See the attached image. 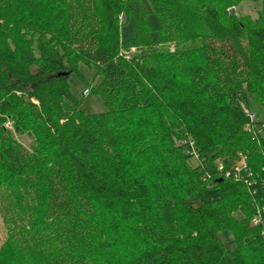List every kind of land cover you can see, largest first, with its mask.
Masks as SVG:
<instances>
[{
	"label": "trees",
	"instance_id": "1",
	"mask_svg": "<svg viewBox=\"0 0 264 264\" xmlns=\"http://www.w3.org/2000/svg\"><path fill=\"white\" fill-rule=\"evenodd\" d=\"M241 1L149 0L154 39L142 0H0V264H264V121L242 106L264 114V0L254 21ZM81 63L106 111L82 109Z\"/></svg>",
	"mask_w": 264,
	"mask_h": 264
},
{
	"label": "rangeland",
	"instance_id": "2",
	"mask_svg": "<svg viewBox=\"0 0 264 264\" xmlns=\"http://www.w3.org/2000/svg\"><path fill=\"white\" fill-rule=\"evenodd\" d=\"M145 9L148 12L147 18L151 24L152 31L151 36L154 39L159 38V27H160V19L156 13H154L153 8L149 0H142ZM262 4L260 1H251V0H242L239 2L234 8L235 13L242 19H250V20H256L259 15V11L261 10ZM121 37L123 39H129L132 38L136 33V27L134 20L128 19L127 16L124 14L121 16ZM132 51H135V49H132ZM131 51V52H132ZM80 71L79 73L74 75V81L72 83V89L76 93L78 97L83 98L82 101V109L86 113H98L103 112L108 109V106L104 102L102 96L93 91L92 93L86 95L83 97L82 91L88 86L91 85L93 87H97L101 81V76H95V68H91L90 66L81 63L79 67ZM84 94V91H83ZM247 102H242V106L245 110V112H250L256 115L255 122H262L264 121V114L262 107L260 104L254 99V97L249 94ZM262 124H258L257 126L262 129ZM8 127H11V123H7ZM255 126V123H253V127ZM253 131L256 132L255 128ZM14 137L20 141L27 150H32L34 145L32 138L29 134H19V133H13ZM190 140V139H189ZM186 145L188 146V140L186 141ZM245 156L241 154L240 151L237 152L235 156V163L237 166L242 167L245 165ZM198 158L195 156L190 157L189 161L190 163L195 166L198 164ZM6 226L3 221L2 214L0 212V246L3 243V241L6 238ZM220 237L225 241V244L228 249H232L234 247L232 240V233L226 229L222 230L219 233ZM220 264H232L231 263V255L230 253H227L221 260Z\"/></svg>",
	"mask_w": 264,
	"mask_h": 264
},
{
	"label": "built area",
	"instance_id": "3",
	"mask_svg": "<svg viewBox=\"0 0 264 264\" xmlns=\"http://www.w3.org/2000/svg\"><path fill=\"white\" fill-rule=\"evenodd\" d=\"M88 94H90V90H89L88 88H86V89L84 90V95L86 96V95H88ZM247 116H248V118H249V123H248L247 126H248V128H249L250 130H253V129H254V127H253V123H255L256 115L253 114V113L247 112ZM254 132H255V131H254ZM188 144H189V147H190V153H191L192 155H194L195 157L198 158V157H199V156H198V150H197V147H196V143H195V141L190 139L189 142H188ZM245 166H246V163H245V165H243L242 167L236 165V168H235L236 173H235L234 175H235V177H236L237 179L239 178V173H240L241 169H242L243 167H245ZM219 168L222 170V169H223V165L220 164ZM228 175H229V173H228ZM259 222H260V218H254L253 221H252V224H253V225H257V224H259ZM263 235H264V227H263Z\"/></svg>",
	"mask_w": 264,
	"mask_h": 264
},
{
	"label": "water",
	"instance_id": "4",
	"mask_svg": "<svg viewBox=\"0 0 264 264\" xmlns=\"http://www.w3.org/2000/svg\"><path fill=\"white\" fill-rule=\"evenodd\" d=\"M231 13H235V8L233 7V8H231Z\"/></svg>",
	"mask_w": 264,
	"mask_h": 264
}]
</instances>
